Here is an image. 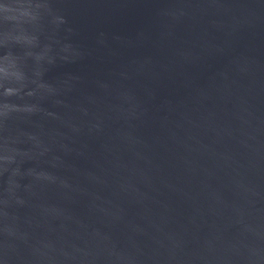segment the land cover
<instances>
[{
	"label": "water",
	"instance_id": "obj_1",
	"mask_svg": "<svg viewBox=\"0 0 264 264\" xmlns=\"http://www.w3.org/2000/svg\"><path fill=\"white\" fill-rule=\"evenodd\" d=\"M0 264H264V0H0Z\"/></svg>",
	"mask_w": 264,
	"mask_h": 264
}]
</instances>
